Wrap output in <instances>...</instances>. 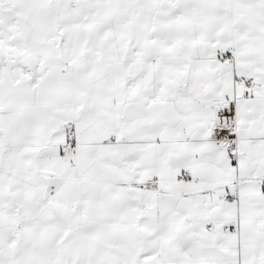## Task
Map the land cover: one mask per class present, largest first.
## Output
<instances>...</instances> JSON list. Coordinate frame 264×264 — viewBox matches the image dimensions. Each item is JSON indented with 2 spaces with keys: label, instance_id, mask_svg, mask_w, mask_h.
<instances>
[{
  "label": "snow or ice",
  "instance_id": "snow-or-ice-1",
  "mask_svg": "<svg viewBox=\"0 0 264 264\" xmlns=\"http://www.w3.org/2000/svg\"><path fill=\"white\" fill-rule=\"evenodd\" d=\"M0 264H264V0H0Z\"/></svg>",
  "mask_w": 264,
  "mask_h": 264
}]
</instances>
